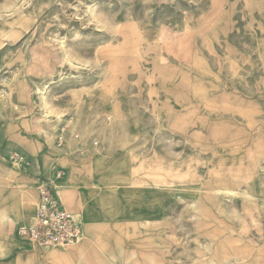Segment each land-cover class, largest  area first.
<instances>
[{"label": "rangeland", "instance_id": "obj_1", "mask_svg": "<svg viewBox=\"0 0 264 264\" xmlns=\"http://www.w3.org/2000/svg\"><path fill=\"white\" fill-rule=\"evenodd\" d=\"M70 160L108 170L122 212L132 194L105 264H264V0H0V191L29 222V174ZM86 235L10 239L0 264Z\"/></svg>", "mask_w": 264, "mask_h": 264}, {"label": "crops", "instance_id": "obj_2", "mask_svg": "<svg viewBox=\"0 0 264 264\" xmlns=\"http://www.w3.org/2000/svg\"><path fill=\"white\" fill-rule=\"evenodd\" d=\"M65 165L67 168L64 167V161H59L58 164L55 165L66 171V177L57 184V186L59 185L57 189L62 190V195L59 194L65 206L74 213L79 214L83 219V229L85 233H87L86 238L73 249L65 250L58 248L48 254H42L37 250L32 254L30 251L25 257L24 254H22V257H24L22 261L24 262V260H26L25 262H27L30 259H34L35 264H46L47 261L50 264H105L106 257L112 258V255L121 256V254L124 253L123 249L125 246L123 243L126 240L125 237L128 234H132V194L121 196V199L127 203L131 209H125L124 212H122V209L120 206H117L116 202L119 193H114L107 189L99 193L94 186L97 177L99 180L105 181L104 184H106V181L109 179L107 176L109 173L108 170L101 171L98 169L99 167L94 164L87 168H79L80 164L72 160L66 161ZM31 172L32 173L29 175L36 189V176L38 173L42 172L35 170ZM43 172L51 174L52 167L43 168ZM118 175L119 176L116 178L111 179L112 183H121L120 179L122 176L120 177L119 170ZM115 187L120 188V186ZM30 207L31 201L24 192L18 196L16 194H8L5 190L0 191V221H3V219L7 217L17 221V223L19 222L18 224L22 222L25 223L26 221L24 219ZM165 213L166 210L164 211V215ZM163 217V215L159 216L156 220L160 221ZM18 224L15 223L12 227L13 232ZM152 224L153 223L150 225ZM10 239L18 242L20 238L16 234L15 237H12L6 233L0 232V243L9 242ZM129 239H131V237H129ZM10 249L12 248H7L4 251H11ZM53 258L58 259L53 263L51 260Z\"/></svg>", "mask_w": 264, "mask_h": 264}, {"label": "built area", "instance_id": "obj_3", "mask_svg": "<svg viewBox=\"0 0 264 264\" xmlns=\"http://www.w3.org/2000/svg\"><path fill=\"white\" fill-rule=\"evenodd\" d=\"M58 147L64 142V135L59 132ZM14 158L22 162L24 168L29 162L19 152ZM66 171L57 166L52 167L51 174L38 173L35 187L38 194L34 218L29 222L20 223L14 229V234L36 245H76L83 237V222L73 211L69 210L61 198L57 184L64 180Z\"/></svg>", "mask_w": 264, "mask_h": 264}, {"label": "bare ground", "instance_id": "obj_4", "mask_svg": "<svg viewBox=\"0 0 264 264\" xmlns=\"http://www.w3.org/2000/svg\"><path fill=\"white\" fill-rule=\"evenodd\" d=\"M58 186H59V185H58ZM58 186H57V187H58ZM58 192L62 195V190H61V189H59ZM83 227H84V226H83ZM83 230H84V229H83ZM83 234H84V232H83ZM38 245H39V246H45V245H42V244H38Z\"/></svg>", "mask_w": 264, "mask_h": 264}]
</instances>
